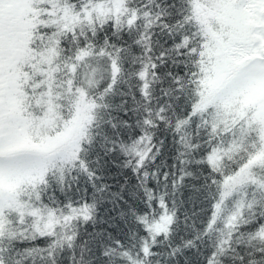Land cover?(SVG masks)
Returning <instances> with one entry per match:
<instances>
[{
  "label": "snow or ice",
  "instance_id": "obj_1",
  "mask_svg": "<svg viewBox=\"0 0 264 264\" xmlns=\"http://www.w3.org/2000/svg\"><path fill=\"white\" fill-rule=\"evenodd\" d=\"M0 264H264V0H0Z\"/></svg>",
  "mask_w": 264,
  "mask_h": 264
}]
</instances>
